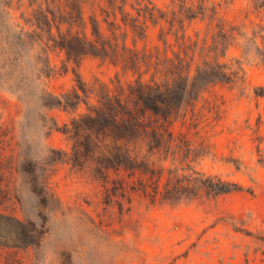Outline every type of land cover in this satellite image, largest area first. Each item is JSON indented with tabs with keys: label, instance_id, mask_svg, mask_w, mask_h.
I'll return each mask as SVG.
<instances>
[{
	"label": "rangeland",
	"instance_id": "1",
	"mask_svg": "<svg viewBox=\"0 0 264 264\" xmlns=\"http://www.w3.org/2000/svg\"><path fill=\"white\" fill-rule=\"evenodd\" d=\"M153 1L166 9L173 0ZM92 12L88 6L87 18ZM30 13L29 0H0V23L13 32ZM95 15L107 35L103 14L96 9ZM221 17L240 35L228 58L241 63L246 82L205 93L195 108L198 127L191 130L196 146L209 147L195 168L244 188L217 200L151 204L139 194H130L129 202L111 197V186L92 166L71 162L73 144L62 132L86 106L49 109L43 98L71 92L76 74L89 86H112L118 70L94 57L76 68L60 51L40 57L30 49L16 66L0 38V215L43 230L35 246L0 244V264H264V97L255 93L264 88V40L255 37L261 30L264 36V10L252 0H235ZM205 29L197 21L187 35L203 36ZM159 33L151 26L138 47L163 48ZM46 62L51 77L39 76ZM191 123L190 115L183 130ZM43 187L52 199L44 198Z\"/></svg>",
	"mask_w": 264,
	"mask_h": 264
},
{
	"label": "trees",
	"instance_id": "2",
	"mask_svg": "<svg viewBox=\"0 0 264 264\" xmlns=\"http://www.w3.org/2000/svg\"><path fill=\"white\" fill-rule=\"evenodd\" d=\"M233 1L173 0L162 9L153 0H94L92 4L89 0H29L31 13L23 18L25 26H16L13 32L1 22L0 38L16 66L23 60V51L30 49L39 51L40 57L60 51L76 68L94 57L118 70L112 86H89L76 74L77 85L71 92L43 98L49 109L76 111L86 106V112L62 132L73 144L71 162L79 168L92 166L111 186V197L129 202L130 194H139L151 204L217 200L244 188L195 168L209 147L205 142L196 146L191 130L198 127L195 108L205 93L217 85L234 89L246 82L241 63L228 58L240 35L221 17ZM252 2L257 10H264V0ZM88 6L93 12L87 18ZM96 9L104 16L107 35L101 31ZM197 21L206 23V29L203 36L197 33L192 38L187 28ZM151 26L160 28L163 48L138 47ZM262 32L255 37L264 40ZM46 63L38 69L39 76L51 77ZM255 93L264 97V88ZM190 115L192 123L183 130ZM178 123L182 130L176 132ZM42 190L44 198L52 199L46 188ZM42 231L0 215V244L35 246Z\"/></svg>",
	"mask_w": 264,
	"mask_h": 264
}]
</instances>
